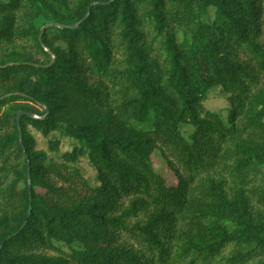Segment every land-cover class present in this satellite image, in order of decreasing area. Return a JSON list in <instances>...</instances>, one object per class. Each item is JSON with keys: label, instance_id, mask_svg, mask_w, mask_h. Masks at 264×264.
<instances>
[{"label": "trees", "instance_id": "trees-1", "mask_svg": "<svg viewBox=\"0 0 264 264\" xmlns=\"http://www.w3.org/2000/svg\"><path fill=\"white\" fill-rule=\"evenodd\" d=\"M0 264H264V0H0Z\"/></svg>", "mask_w": 264, "mask_h": 264}, {"label": "rangeland", "instance_id": "rangeland-1", "mask_svg": "<svg viewBox=\"0 0 264 264\" xmlns=\"http://www.w3.org/2000/svg\"><path fill=\"white\" fill-rule=\"evenodd\" d=\"M177 36H178V39L181 40L183 38L182 31H178ZM204 103L207 109H212V110L223 106L225 102H224V97L222 96L220 89L214 88L210 90ZM152 159H153L155 168L159 170L160 172H162L169 182L175 180L172 174L170 173V171L164 166V163L162 159H160L159 155L154 154L152 156Z\"/></svg>", "mask_w": 264, "mask_h": 264}, {"label": "water", "instance_id": "water-1", "mask_svg": "<svg viewBox=\"0 0 264 264\" xmlns=\"http://www.w3.org/2000/svg\"><path fill=\"white\" fill-rule=\"evenodd\" d=\"M44 27H45V25L40 29L39 38H40V34H41V32L44 30ZM21 113H22V111H18V112H17V119H18V117H19V115H20ZM25 113L29 114L28 112H25Z\"/></svg>", "mask_w": 264, "mask_h": 264}]
</instances>
